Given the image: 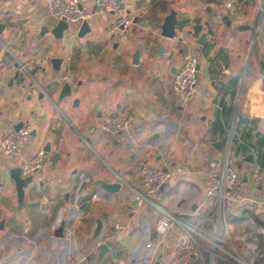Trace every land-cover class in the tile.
<instances>
[{"label":"crops","instance_id":"1","mask_svg":"<svg viewBox=\"0 0 264 264\" xmlns=\"http://www.w3.org/2000/svg\"><path fill=\"white\" fill-rule=\"evenodd\" d=\"M80 2L88 33L80 37L82 24L72 25L56 39L40 36L57 24L45 0H0V60L9 50L30 72L39 70L44 90L20 79L17 67L1 66L0 140L19 124L33 131L19 155L7 158L0 149V264H139L148 254L169 264L182 231L176 225L160 248L146 247L159 240V213L133 196V188L142 190L139 164L149 159L157 168L181 169L155 201L187 218L204 215L218 176L210 163L223 158L229 142L249 202L228 205L230 236L223 227L219 234L243 255L252 244L262 254L264 0H241L234 15L222 0H120L137 20L120 31L95 0ZM171 11L177 36L167 39L161 27ZM188 55L199 60L198 82L184 102L173 81ZM68 73L72 94L59 100ZM110 115L133 118V129L117 138L103 133L99 124ZM47 146L44 166L20 201L10 172ZM100 182H120L121 190L106 192ZM116 225L123 230L111 237ZM99 239L110 247L100 262ZM205 247L203 260L192 255L182 264H223Z\"/></svg>","mask_w":264,"mask_h":264},{"label":"built area","instance_id":"2","mask_svg":"<svg viewBox=\"0 0 264 264\" xmlns=\"http://www.w3.org/2000/svg\"><path fill=\"white\" fill-rule=\"evenodd\" d=\"M222 2L224 9L231 15L236 14L241 6V0H222ZM45 3L49 16L56 23L65 21L70 26L81 25L88 18V14L81 7L80 0H45ZM94 3L97 11L113 15V31L126 30L134 23V17L126 12L120 0H95ZM262 12L264 13V5ZM0 65L8 68L17 67L20 79H29L40 92L44 93V90L37 83L39 70L30 72L9 50H6L5 55L1 58ZM198 66L197 56L188 55L176 70L173 88L184 102H189L196 94ZM62 80L69 85L74 83V77L70 73L65 74ZM133 127V118L126 115L106 116L99 124V128L103 133L116 138L129 133ZM32 131V125L25 124L19 130H11L4 135L0 140L2 154L7 158L19 155L27 144ZM230 147L231 143L229 142L223 158L213 160L210 163V168L218 171L217 181L207 190V196L214 200L212 207L206 214L195 213L191 218L175 214L155 201V197L182 170L157 168L149 159H143L140 162L139 176L142 190L133 188V196L138 205L150 204L159 213L156 222V232L159 240L156 243H148L146 247L148 249L160 248L168 232L176 225L182 231L176 252L169 264H182L192 255L203 260V252L206 249L205 244L212 246L213 260L218 258L223 264H257L255 259L257 256L262 258L261 264H264V256L255 244L250 246L251 251L248 256L243 255L235 245L228 244L227 240L219 234V230L223 227L224 234L228 238L230 236L228 205L234 203L240 206L249 202L244 192L242 177L236 170L230 155ZM45 154L44 148L41 147L31 157L24 159L19 165L21 175L23 177L36 175L41 171L44 166ZM93 199L100 200V196L94 194ZM122 230L121 225H116L111 237ZM105 241V239H99L96 241V245L100 247L105 244ZM139 264H155V258L150 254L145 255Z\"/></svg>","mask_w":264,"mask_h":264},{"label":"water","instance_id":"3","mask_svg":"<svg viewBox=\"0 0 264 264\" xmlns=\"http://www.w3.org/2000/svg\"><path fill=\"white\" fill-rule=\"evenodd\" d=\"M134 22L136 23L137 20H135ZM177 25H178L177 14L175 11H171L170 14L164 19V23L161 27V31H162L161 35L167 39H174L177 36V31H176ZM3 28L4 26L1 24L0 29H3ZM69 28H70V25L67 22L59 21L51 30H49V28L47 27H44L40 33V36L42 37L48 33H51L56 39H62L64 32L67 31ZM88 31H89L88 23L87 21H84L82 23L79 36L80 37L84 36L85 34L88 33ZM203 42H204V36H202L198 40V44H202ZM138 59H139V51H137L136 54L134 55L135 64L138 63ZM54 63L56 66H58L61 63V60L56 59L54 60ZM0 68H1V65H0ZM71 94H72L71 85L65 83L61 90L59 100H62L63 98H65L66 96H70ZM21 127H22V124H19L18 126L15 127V130H19ZM45 151H48V146L45 148ZM10 177L15 181L17 192H18V198L20 201H22L24 198V189L28 187L30 184H34L36 181V178L34 175L23 177L21 175V170L19 167L13 168L11 170ZM100 184L102 188L106 192H109V193H118L121 190V186H122L120 182H114V183L100 182ZM62 229L63 228L60 227L57 230L56 232L57 236H62ZM255 235L258 238H262V234L255 233ZM109 251H110V247L107 244L101 245L99 255H98V261L100 262L103 256ZM155 264H161V263L156 262Z\"/></svg>","mask_w":264,"mask_h":264},{"label":"trees","instance_id":"4","mask_svg":"<svg viewBox=\"0 0 264 264\" xmlns=\"http://www.w3.org/2000/svg\"><path fill=\"white\" fill-rule=\"evenodd\" d=\"M261 249H262V248H261ZM262 254H263V256H264V250H263ZM259 258L262 260L261 257L257 256V259H259ZM257 259H256V260H257Z\"/></svg>","mask_w":264,"mask_h":264},{"label":"rangeland","instance_id":"5","mask_svg":"<svg viewBox=\"0 0 264 264\" xmlns=\"http://www.w3.org/2000/svg\"><path fill=\"white\" fill-rule=\"evenodd\" d=\"M74 81H75V80H74ZM230 152H231V154H232V149H231V151H230Z\"/></svg>","mask_w":264,"mask_h":264}]
</instances>
